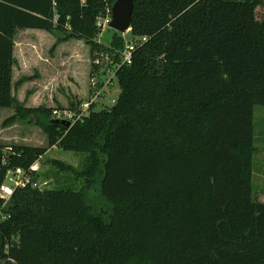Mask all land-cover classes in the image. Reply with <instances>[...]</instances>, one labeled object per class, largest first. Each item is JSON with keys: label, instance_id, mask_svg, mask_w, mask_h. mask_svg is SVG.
Returning a JSON list of instances; mask_svg holds the SVG:
<instances>
[{"label": "trees", "instance_id": "16d2710c", "mask_svg": "<svg viewBox=\"0 0 264 264\" xmlns=\"http://www.w3.org/2000/svg\"><path fill=\"white\" fill-rule=\"evenodd\" d=\"M114 2L0 0V109L47 138V148L0 146V186L48 149L84 156L77 169L50 162L78 189L27 186L0 199V264H264V203L252 185L264 0H134L130 35L146 42L122 66L120 34L97 27ZM25 30L84 41L94 76L114 72V105H92L70 127L50 108L22 106L11 90ZM100 55L112 65L104 71Z\"/></svg>", "mask_w": 264, "mask_h": 264}, {"label": "rangeland", "instance_id": "374dc122", "mask_svg": "<svg viewBox=\"0 0 264 264\" xmlns=\"http://www.w3.org/2000/svg\"><path fill=\"white\" fill-rule=\"evenodd\" d=\"M257 16H264V8L257 11ZM107 28L103 29L102 34ZM43 34L44 32L39 30H25L16 33L13 50L15 65L12 68V96L25 108L45 107L59 111L71 109V107L77 109L79 105H81L78 108L79 111L84 110L86 105H93L95 111H100L105 107L111 108L119 95V86L114 72L108 71L101 78L94 76L90 49L84 41L70 40L60 43L58 40L63 36L62 34L46 32L45 34L49 37ZM111 34L110 32L109 35ZM35 35L44 38L35 37ZM120 36L125 44L134 40L130 32L120 34ZM102 38H100L101 41ZM97 59L102 66L96 69L104 71L107 67L104 58L100 55ZM52 66L57 67L56 77H52L53 79L50 78L53 75H50ZM92 79L98 80L94 87L91 83ZM107 81L109 86L104 87ZM10 117L15 118L14 123L5 126L4 122ZM253 132L254 145L258 147L256 157L253 158V197L264 201V183L261 181L258 184L255 176L264 169V164L261 162L264 158V107L254 108ZM15 144L47 148V138L43 131L34 124L15 117L14 110L0 109V145L11 147ZM7 153L5 150V154ZM83 157V155H75L57 148L48 149L38 162L40 174H45L44 180L49 183L48 188L71 185L74 189H78L81 182H73L72 179L67 181L69 176L59 173L50 165V162L52 160L61 161L77 169ZM259 191L261 193L257 194Z\"/></svg>", "mask_w": 264, "mask_h": 264}, {"label": "built area", "instance_id": "2783aa9c", "mask_svg": "<svg viewBox=\"0 0 264 264\" xmlns=\"http://www.w3.org/2000/svg\"><path fill=\"white\" fill-rule=\"evenodd\" d=\"M81 3L84 2V0H79ZM110 22V16H107L105 18H100L97 22V27H100L102 29H105V27H108ZM146 42V38L136 39L132 40L131 42H128L125 44L123 50L119 53V57L121 59L120 65H130L132 60V54L135 50V48L141 44ZM104 58V62L107 64V66H112L111 62H109L108 57H101ZM95 64L100 65L99 59L95 60ZM118 66V67H119ZM110 72V71H109ZM98 80L92 79L91 83L92 86H96ZM105 85L109 86V82H105ZM114 105V103H113ZM90 105H86L84 110H80L78 113L71 111L70 109H63V110H53L52 116L56 120L66 121L70 124L74 123L76 120H79L82 118V116H85V111L88 112ZM39 161H36L33 163L28 169L22 170L20 168H16L13 170H8L5 173L3 184L0 186V199L4 201V203L8 202L12 194L17 189H24L27 186H30L31 188L43 190L48 188V182H43L39 178L40 172H39ZM38 177L36 181L33 180L34 177Z\"/></svg>", "mask_w": 264, "mask_h": 264}, {"label": "water", "instance_id": "95a60500", "mask_svg": "<svg viewBox=\"0 0 264 264\" xmlns=\"http://www.w3.org/2000/svg\"><path fill=\"white\" fill-rule=\"evenodd\" d=\"M134 11V0H115L110 10V22L108 28L116 33L130 32V24ZM64 127H70V123L61 120L53 121Z\"/></svg>", "mask_w": 264, "mask_h": 264}, {"label": "crops", "instance_id": "0c3cea01", "mask_svg": "<svg viewBox=\"0 0 264 264\" xmlns=\"http://www.w3.org/2000/svg\"><path fill=\"white\" fill-rule=\"evenodd\" d=\"M40 31V30H39ZM42 32H44V31H42ZM46 32H44V34H43V36H45V37H49V36H47V34H45ZM128 33V32H127ZM39 37V38H44V37H40L39 35H35V37ZM52 68L53 69H51V74L50 75H52V76H50V78L51 79H53L54 77H56L55 75H56V71H57V67H54V66H52ZM50 70V69H49ZM40 72L41 73H43V70L42 69H40ZM53 77V78H52ZM254 141H255V137H254ZM16 145V144H15ZM0 146H2V145H0ZM3 147H5V146H3ZM254 147L256 148V152H255V155H254V157H256V154H257V152H258V147H256L255 145H254ZM6 149H7V146L5 147ZM262 152V151H261ZM263 154H264V150H263ZM253 157V158H254ZM261 162L264 164V158H262L261 159ZM261 173H258V174H256L255 176L257 177V182H258V184H260V182L262 181L263 183H264V169L263 170H261L260 171ZM252 179H253V174H252ZM253 185V184H252ZM258 193H261L260 191L259 192H257V194ZM260 200H263V199H258V201L259 202H261V203H263L264 201H260Z\"/></svg>", "mask_w": 264, "mask_h": 264}]
</instances>
